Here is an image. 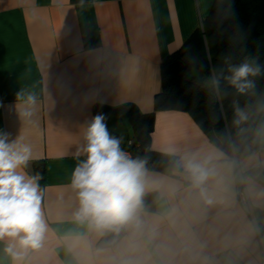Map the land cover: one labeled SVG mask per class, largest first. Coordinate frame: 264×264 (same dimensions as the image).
I'll use <instances>...</instances> for the list:
<instances>
[{"label": "crops", "instance_id": "obj_1", "mask_svg": "<svg viewBox=\"0 0 264 264\" xmlns=\"http://www.w3.org/2000/svg\"><path fill=\"white\" fill-rule=\"evenodd\" d=\"M213 0H0V131L31 148L24 171L43 166V245L23 264H102V236L74 220L73 172L86 159L85 132L97 105L153 108L160 64L201 25ZM34 95L36 103L28 101ZM24 113H31L24 115ZM264 122V119L263 121ZM120 143L133 130L107 118ZM151 149L161 154L217 147L183 111L155 113ZM80 150L79 155H77ZM147 167V166H146ZM158 178L166 169L147 167ZM154 195L146 203L153 207ZM209 222L215 211L208 214ZM238 232L242 223L230 225ZM0 241V264H13ZM219 264H264V231L244 247L220 252Z\"/></svg>", "mask_w": 264, "mask_h": 264}, {"label": "clouds", "instance_id": "obj_2", "mask_svg": "<svg viewBox=\"0 0 264 264\" xmlns=\"http://www.w3.org/2000/svg\"><path fill=\"white\" fill-rule=\"evenodd\" d=\"M224 77L240 95L255 89L258 64L229 67ZM212 83L219 88L220 80ZM28 101L36 103L34 95ZM264 113V101L256 109ZM31 113H24L30 115ZM234 103L235 137L223 147L173 153L166 174L150 176L144 158L122 151L120 140L98 114L85 132L86 159L75 168L78 197L74 220L98 236H110L97 251L102 264H219L220 252L244 247L264 231V122ZM78 150L77 155H79ZM31 148L0 131V241L13 264L42 247L48 225L42 212L39 175L24 168ZM154 195L152 206L146 196ZM215 216L209 222V212ZM242 223L233 232V222Z\"/></svg>", "mask_w": 264, "mask_h": 264}, {"label": "trees", "instance_id": "obj_3", "mask_svg": "<svg viewBox=\"0 0 264 264\" xmlns=\"http://www.w3.org/2000/svg\"><path fill=\"white\" fill-rule=\"evenodd\" d=\"M245 61L258 64L261 74L250 77L255 81V89L240 95L224 77L231 75L230 66ZM214 78L220 80L219 88L212 83ZM261 101H264V0H213L201 25L162 60L160 88L153 97L151 111L142 112L132 103L113 108L97 105L94 117L103 114L106 125L113 112L126 117L133 134L131 144L120 143L121 149L146 159L147 167L165 169L174 156L150 147L157 111L186 112L217 147H223L226 137L236 135L234 103L253 110L255 127L264 119V113L256 112ZM107 130L117 138L108 125ZM43 169L40 164L34 170V176L41 177L40 185ZM110 239L102 236L98 245L106 246Z\"/></svg>", "mask_w": 264, "mask_h": 264}, {"label": "built area", "instance_id": "obj_4", "mask_svg": "<svg viewBox=\"0 0 264 264\" xmlns=\"http://www.w3.org/2000/svg\"><path fill=\"white\" fill-rule=\"evenodd\" d=\"M128 144L130 145L131 142H129ZM122 151H124L127 155H129L130 157H132L130 151H128L126 149H122Z\"/></svg>", "mask_w": 264, "mask_h": 264}, {"label": "water", "instance_id": "obj_5", "mask_svg": "<svg viewBox=\"0 0 264 264\" xmlns=\"http://www.w3.org/2000/svg\"><path fill=\"white\" fill-rule=\"evenodd\" d=\"M132 158H134V159H135L136 157H135V156H132Z\"/></svg>", "mask_w": 264, "mask_h": 264}]
</instances>
